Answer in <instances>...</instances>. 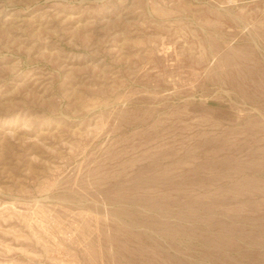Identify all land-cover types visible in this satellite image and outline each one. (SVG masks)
Instances as JSON below:
<instances>
[{"label":"rangeland","instance_id":"374dc122","mask_svg":"<svg viewBox=\"0 0 264 264\" xmlns=\"http://www.w3.org/2000/svg\"><path fill=\"white\" fill-rule=\"evenodd\" d=\"M0 264H264V0H0Z\"/></svg>","mask_w":264,"mask_h":264}]
</instances>
